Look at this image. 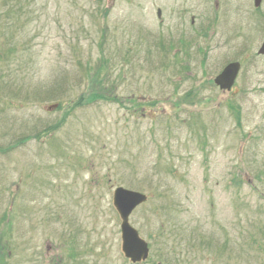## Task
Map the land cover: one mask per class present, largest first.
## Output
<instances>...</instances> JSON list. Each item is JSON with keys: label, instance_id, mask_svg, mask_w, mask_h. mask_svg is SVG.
<instances>
[{"label": "rangeland", "instance_id": "1", "mask_svg": "<svg viewBox=\"0 0 264 264\" xmlns=\"http://www.w3.org/2000/svg\"><path fill=\"white\" fill-rule=\"evenodd\" d=\"M254 8L0 0V264H131L117 187L149 198L129 218L141 264H264V0Z\"/></svg>", "mask_w": 264, "mask_h": 264}, {"label": "water", "instance_id": "2", "mask_svg": "<svg viewBox=\"0 0 264 264\" xmlns=\"http://www.w3.org/2000/svg\"><path fill=\"white\" fill-rule=\"evenodd\" d=\"M260 3L261 0H254L255 7H258ZM258 54L264 55V42L259 48ZM239 70V63L233 62L228 64L215 78L214 83L220 89L229 91L234 84ZM56 107L57 105H53L50 109ZM147 199V195L145 194L126 190L121 187L115 189L113 193V206L120 218L121 252L132 264H139L146 261L150 252L148 243L140 237L138 231L129 222L132 212L140 205L146 203Z\"/></svg>", "mask_w": 264, "mask_h": 264}, {"label": "flooded vegetation", "instance_id": "3", "mask_svg": "<svg viewBox=\"0 0 264 264\" xmlns=\"http://www.w3.org/2000/svg\"><path fill=\"white\" fill-rule=\"evenodd\" d=\"M254 1V0H253ZM255 10H258L259 9V6L258 7H255L254 8ZM160 17H161V15H160ZM160 19V18H159ZM214 19H217V16H215V17H213V20ZM191 24L193 25L194 24V20H193V18L191 19ZM207 30L209 31V33L208 34H203V33H200L199 35L201 36V37H209V38H211L212 37V34H213V24H211V25H208L207 26ZM166 31V30H165ZM207 31V32H208ZM234 89V86L232 87V89H231V91Z\"/></svg>", "mask_w": 264, "mask_h": 264}, {"label": "trees", "instance_id": "4", "mask_svg": "<svg viewBox=\"0 0 264 264\" xmlns=\"http://www.w3.org/2000/svg\"><path fill=\"white\" fill-rule=\"evenodd\" d=\"M97 97L102 98V95L94 96V98H97ZM107 98H110V97H107Z\"/></svg>", "mask_w": 264, "mask_h": 264}]
</instances>
